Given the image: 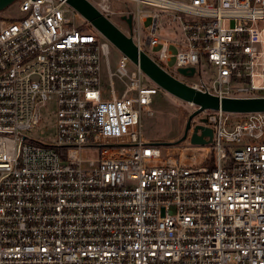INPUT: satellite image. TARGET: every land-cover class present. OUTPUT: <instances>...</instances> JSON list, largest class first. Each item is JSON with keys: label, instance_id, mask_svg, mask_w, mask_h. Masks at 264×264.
<instances>
[{"label": "built area", "instance_id": "2783aa9c", "mask_svg": "<svg viewBox=\"0 0 264 264\" xmlns=\"http://www.w3.org/2000/svg\"><path fill=\"white\" fill-rule=\"evenodd\" d=\"M90 1L112 20L109 0ZM132 1V28L118 27L172 76L264 98V0ZM66 4L22 0L19 17L0 16V264H264V110L207 109L181 143L149 142L141 116L162 88L123 52L102 83L111 41ZM166 26L179 39L160 37ZM170 42L177 73L146 49L170 60ZM51 118L53 138L29 135ZM198 124L213 130L207 145L191 142Z\"/></svg>", "mask_w": 264, "mask_h": 264}, {"label": "rangeland", "instance_id": "374dc122", "mask_svg": "<svg viewBox=\"0 0 264 264\" xmlns=\"http://www.w3.org/2000/svg\"><path fill=\"white\" fill-rule=\"evenodd\" d=\"M22 0H15L12 4H10L7 8L0 11V16L5 18H17L21 15L19 11V6ZM112 5V10L114 14L111 15L112 21L119 27H121L124 31H128L129 26L125 24V21L122 19V16L126 12V9H134L137 10V3L132 0H109ZM66 9L65 15L68 17L73 23L76 25H81L83 23L88 32L99 35L98 32L87 24L86 19L83 16L76 17V10L72 8V6L66 4L64 6ZM141 8L144 9V5H141ZM121 12H123L121 14ZM152 19L148 17L146 21L141 23V36L142 39H146L149 27L151 25ZM161 25H165V18L162 17L160 19ZM158 34L163 39H169L175 41L179 39V35L176 34L175 30L171 27L166 26L160 28ZM147 51L154 58L160 61V63L168 70L177 73L176 68V54L179 51V47L174 42H170L168 50L171 53L170 60H161L160 52L162 50V45L159 47L147 46ZM123 59L122 52L112 43H109L107 57H102V83H109L108 76V65L113 72H117V68L120 64V61ZM129 72L136 70L135 66L130 62V60H126ZM114 84L119 94L125 88V82L121 80L118 76H114ZM49 108H53V103L48 104ZM152 109L154 110V115L149 116L146 113H143L141 116L142 122V130L143 135L146 140L152 143L159 142H170V143H181V138L184 135L185 127L187 125L189 116L197 110V106L192 105L163 89H160L159 92L154 95V103L152 104ZM43 116L47 115V106L42 109ZM205 112H201L197 114L195 117L201 119L205 116ZM194 117V119H195ZM55 122V121H54ZM53 119L51 118L50 122L41 123L37 128L33 129L29 132V135L34 138L46 137L47 140L53 138L55 134V124ZM181 140V141H180ZM174 146V145H173ZM168 152H180V149L173 147L168 149ZM93 156V154H90Z\"/></svg>", "mask_w": 264, "mask_h": 264}, {"label": "water", "instance_id": "95a60500", "mask_svg": "<svg viewBox=\"0 0 264 264\" xmlns=\"http://www.w3.org/2000/svg\"><path fill=\"white\" fill-rule=\"evenodd\" d=\"M15 0H0V11L7 8ZM69 5L79 11L87 18L95 28L103 33L112 44L121 52L127 55L132 62L152 79L159 87L166 92L198 106L188 119L184 135L181 140L188 137L191 129L192 119L199 113L207 109H222L231 112H250L264 110V98H220L218 96L198 91L187 84L181 82L165 69H163L153 58L144 51L139 50L131 36H127L112 20L105 16L90 0H66ZM130 29L132 28V15H123ZM183 74L191 75L195 69L180 68ZM213 136L212 128L203 124H198L193 130L191 142L196 145H207L211 142ZM209 137V139H206ZM180 140V141H181Z\"/></svg>", "mask_w": 264, "mask_h": 264}, {"label": "bare ground", "instance_id": "6f19581e", "mask_svg": "<svg viewBox=\"0 0 264 264\" xmlns=\"http://www.w3.org/2000/svg\"><path fill=\"white\" fill-rule=\"evenodd\" d=\"M190 104H192V103H190Z\"/></svg>", "mask_w": 264, "mask_h": 264}]
</instances>
